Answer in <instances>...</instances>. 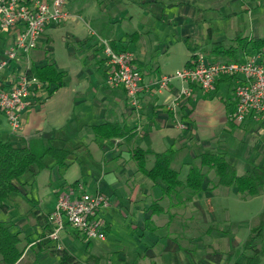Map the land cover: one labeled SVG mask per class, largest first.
Returning a JSON list of instances; mask_svg holds the SVG:
<instances>
[{"label": "crops", "instance_id": "1", "mask_svg": "<svg viewBox=\"0 0 264 264\" xmlns=\"http://www.w3.org/2000/svg\"><path fill=\"white\" fill-rule=\"evenodd\" d=\"M94 1L97 12L86 17L84 11L70 8L72 0H66L71 19L48 28L37 48L13 61L0 77V89L7 90L31 68L54 65L66 73L59 87L39 83L32 89L18 134L11 132L0 112V141L25 145L39 139L45 146L71 152L63 166L46 156L43 171L15 183L17 194L26 201L21 220L7 225L21 238L23 256L17 264H61L58 251L67 252L78 264H245L250 249L263 243L252 234L259 224L243 237L221 229L214 202L231 194L241 203L261 199L264 217V188L257 197L242 198L234 189L220 186L207 191L206 180L204 192L187 205H177L163 197L161 182L138 171L131 152L135 148L148 152L150 170L156 154L173 151L172 167L184 179L193 159L202 153L223 155L238 176L264 166V119L233 121L232 80L219 79L208 94L195 88L191 97L181 95L177 80L166 89L158 86L163 77L191 60L189 46L207 51L204 55L212 60L208 52L215 44L230 46L238 36L264 38V0ZM226 22L231 23L223 27ZM0 32L5 35L2 61L18 30L0 28ZM134 34L139 38L127 39ZM102 41L132 54L143 84L139 109L131 107L123 88L106 85ZM178 52L181 68L161 66L160 56L167 63ZM253 55L240 53V62ZM105 124L125 126L136 133L135 138L97 142L91 129ZM84 193L102 194L109 200L99 212L105 241H88L68 224L59 239L52 240L49 216L59 198L76 200ZM8 201L7 211L12 207ZM154 202L163 213L153 214ZM185 206L187 215L182 213ZM242 249L244 256L236 261L234 254Z\"/></svg>", "mask_w": 264, "mask_h": 264}, {"label": "built area", "instance_id": "2", "mask_svg": "<svg viewBox=\"0 0 264 264\" xmlns=\"http://www.w3.org/2000/svg\"><path fill=\"white\" fill-rule=\"evenodd\" d=\"M66 0H0V28L18 30V37L0 61V77L4 70L20 56H28L38 46L43 33L71 19L65 10ZM107 71L105 83L109 88H123L134 109L141 106L143 84L134 64L132 54L115 50L107 42H101ZM232 80L235 109L232 119L236 123L264 119V62L253 55L244 62H215L197 53L189 66L172 76L163 77L158 86L166 89L177 80L182 84L181 95L191 97L195 88L208 94L215 90L219 79ZM35 78L22 74L10 89H0V112L3 113L13 134L21 130V115L29 107L28 98L34 87L39 85ZM109 205L102 194L84 193L79 199L60 197L57 207L49 216L53 226L50 237L57 241L68 224L88 241H105V224L99 217L101 209Z\"/></svg>", "mask_w": 264, "mask_h": 264}, {"label": "trees", "instance_id": "3", "mask_svg": "<svg viewBox=\"0 0 264 264\" xmlns=\"http://www.w3.org/2000/svg\"><path fill=\"white\" fill-rule=\"evenodd\" d=\"M138 39L139 36L129 35L130 39ZM113 49V44H110ZM191 60L194 55L206 54L207 51H200L197 47L189 46ZM240 53H249L260 56L264 62V38L250 40L248 38L236 37L232 45L225 46L221 43L215 44L209 56L215 62H240ZM190 62V61H189ZM189 62L186 66H189ZM25 74L29 78H35L40 83L59 87L66 78V73L60 72L54 65H46L42 68H31ZM223 82L231 79L223 77ZM92 132L97 142L113 141L116 139L129 142L135 138L136 133L125 126L105 124L93 127ZM71 152L45 146L39 139L30 140L25 145H16L12 141H0V209L6 210L5 203L10 196L17 191L15 183L27 172L34 176L43 171L46 166L44 158L52 157L58 166L65 165ZM175 153L167 151L155 155L154 166L148 170L146 167L148 152L141 148H135L131 152V158L137 164L138 171L153 182H161L165 186L163 197L177 205H187L198 195L205 191L204 185L207 182V191L217 187L234 189L242 198H254L261 194L264 188V166L255 167L250 173L238 176L236 169L225 159L223 155L216 153H202L195 157L189 166L188 174L184 181L180 180V173L173 169L172 162ZM212 175V177H210ZM153 214L164 212L159 203L152 205ZM38 214V212H35ZM48 224V220L44 219ZM150 222L146 221V227ZM48 228H52L48 224ZM254 238H262L260 245L250 249L251 253L246 255L245 264H264V222L252 229ZM21 238L19 234H13L10 227L0 222V256L3 264H17L23 256L20 248ZM61 257V264H78L75 258L65 251H58ZM244 256V250H237L234 259L237 261ZM234 264H239L235 262Z\"/></svg>", "mask_w": 264, "mask_h": 264}, {"label": "rangeland", "instance_id": "4", "mask_svg": "<svg viewBox=\"0 0 264 264\" xmlns=\"http://www.w3.org/2000/svg\"><path fill=\"white\" fill-rule=\"evenodd\" d=\"M71 7L73 10L77 9L78 11H84L86 17H93V14L97 12L96 3L94 0H72ZM231 22H226L223 24L224 26H229ZM219 23H217L218 25ZM94 25V24H93ZM221 25V24H220ZM216 26V25H215ZM4 32H0V49L3 50L4 44ZM171 57V55H170ZM159 60V59H158ZM157 59L154 60L153 64H157ZM183 59L180 57L179 52L172 55V58L168 60L167 63H164L160 56V64L161 66H167L168 70H176L181 68ZM177 72V71H176ZM175 72V73H176ZM174 73V74H175ZM172 74V75H174ZM47 161H52V158L48 157ZM30 172L25 173V176H22L21 181H24ZM180 180L184 181V175L180 176ZM11 204V209L9 211L0 209V222L6 225L17 224L21 220L22 212L25 210V198L21 194H17L14 192L10 196V200L8 201ZM215 215L217 218V227L229 230L234 233L239 234L240 236H244L245 234H249L251 230V226H257L261 221L264 220L263 217V202L261 199L249 200V202H239L235 196L232 194L230 197L225 198L219 196L215 202ZM187 206L182 210L183 215H187L190 211ZM191 209V208H190ZM229 212V214L226 213ZM117 217V216H116ZM120 217V215L118 216ZM230 219V221L228 220ZM244 220L246 223H239L240 220ZM12 223V224H11ZM13 234H16V231H11ZM1 261V256H0ZM2 262H0L1 264ZM3 264V263H2Z\"/></svg>", "mask_w": 264, "mask_h": 264}]
</instances>
